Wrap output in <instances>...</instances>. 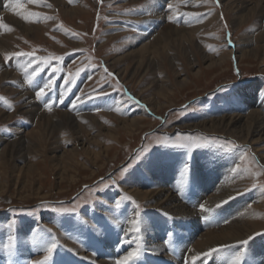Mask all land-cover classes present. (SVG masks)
<instances>
[{
    "label": "rangeland",
    "instance_id": "374dc122",
    "mask_svg": "<svg viewBox=\"0 0 264 264\" xmlns=\"http://www.w3.org/2000/svg\"><path fill=\"white\" fill-rule=\"evenodd\" d=\"M157 3L167 16L149 30L146 25L154 21ZM0 6L16 11L24 25L3 20L11 30L0 25L6 38L14 34L0 51V76L4 69L16 74L0 81V264L42 261L47 255L43 249L53 239L58 247L51 264H70L72 255L83 264H116L133 249L138 256L129 264H183L180 256L186 254L190 261L193 240L200 233L227 225L241 211L237 214L230 207V217L217 226L209 225L207 214L219 213L221 206H231L237 198L244 200L235 204L237 210L259 207L264 200V162L259 152L223 129L209 133L185 125L234 113L247 115L253 106L241 92L245 81L249 90L260 82L256 94L264 103V13L256 11L240 27L234 25L238 12L229 11L221 0H0ZM75 8L70 17L68 12ZM212 17L214 22L204 24ZM166 24L171 28L163 30ZM173 26L195 28L192 38L181 36L190 30L171 38L176 33ZM162 31L168 36V47L162 50L165 58L144 49ZM16 52L34 56L6 59ZM39 57L51 59L43 62ZM221 57L225 66L217 67L214 61ZM38 66L43 70L29 84L27 77ZM49 79L54 85L44 97H37L36 91ZM21 91L32 93L48 122L39 119V113L24 112L28 99ZM46 103H52L51 110ZM140 115L149 117L150 124L146 120L133 130L116 119ZM145 133L149 134L142 142ZM177 144L190 146H173ZM219 164L225 165L229 178L220 183H239L240 192L212 207L205 203V195L217 182L207 193L191 185L194 176L203 185L198 172ZM166 166L176 179L172 175L160 184L154 171ZM189 177L185 190L201 193L196 194L194 207L188 205L198 213L193 218L170 215L127 192L131 181L153 190L167 188L182 200L183 183ZM253 216L259 226L250 236L253 239H244L246 245L237 241L211 248L218 250L206 259L229 255L230 260L225 258L229 263L242 253L244 264H250L251 252L258 258L264 252V207L256 208ZM133 217L137 224L128 229ZM108 235L117 242L115 257L109 251L112 239H102ZM82 237L90 242L85 248L78 245ZM92 242L99 243L96 247L104 259L90 250Z\"/></svg>",
    "mask_w": 264,
    "mask_h": 264
},
{
    "label": "bare ground",
    "instance_id": "6f19581e",
    "mask_svg": "<svg viewBox=\"0 0 264 264\" xmlns=\"http://www.w3.org/2000/svg\"><path fill=\"white\" fill-rule=\"evenodd\" d=\"M221 1H224V4L226 3V5L229 7V11L235 10L236 12H238L237 19L234 22V25L236 26L241 27L244 23H246L249 16H252L256 11L258 13H264V0H221ZM159 3L156 4L157 9L155 8V11L153 12V15L155 17L154 21H149L146 25V27L149 30L150 29L152 30L154 26L156 27L157 23L163 22V19L166 18L167 16L166 14L167 12L165 13L164 7ZM77 9L78 8L70 10L68 12V15L70 17H74L72 14L74 13V11L77 12ZM145 18H147V16H145ZM0 19H2L6 23H11L15 26H21V23H22L21 21L18 20L16 11H10V10L3 9L2 6H0ZM210 21L214 22V18L212 17L211 19L208 20V22L204 24H209ZM168 28H171L170 25L166 24L163 26V30L168 29ZM194 29L195 28L189 29L187 27H177L176 26L174 27V30L176 31V33L173 31L172 32L173 35L171 34V38L174 35L175 36L179 35L180 32L182 31L190 30L189 32H187L188 36L186 35H181V36L185 37V40L191 39L193 36L192 32ZM13 35L14 34H11L10 36H8V38H6L3 35V33L0 34V51L5 45H7L8 42H10L11 39H13ZM167 38H168L167 34L163 32L157 37H153L152 38L153 42H151V44H149V46L145 47L144 49L149 53L153 52L151 51L152 49L157 53L158 56L165 58L162 54L163 53L162 50L163 49L165 50L166 47H168V43L166 42ZM248 58L250 57H245V58L241 57L242 60H245ZM214 62H217L216 65H219L217 67H221V66L223 67L225 66L226 59L224 57H221V58L215 59ZM9 76L11 78L13 77L15 78L16 74L12 70L4 69L2 72V75L0 76V81L8 80ZM248 85H249V82L245 81V82H242V85H241L242 87H240L241 92H244L246 94V96L243 97L245 102L253 106L247 115H243L241 113H234L232 115H224L220 118L212 117L209 119H204L203 121L193 123V124L188 123L185 126L190 129H200L201 128L205 132H209V133H216L217 131H220L223 129L226 133L231 134V136L240 138L242 142L251 144L255 148V150L259 152V155L263 158V162H264V103L258 102L259 96L258 94H256V91H258L260 87V82H259V85L256 86V89L254 88V89L249 90ZM9 89L11 90V92L16 91L12 88H9ZM21 92L23 93V96H27V99H28V102L24 103L23 105V107L25 108L24 112L26 113L30 112L32 114L39 113L40 114L39 119L43 118L45 121L48 122L49 117H47V115L44 114V112L46 111L40 109V107L35 106V101H34V97H32V93L29 91L27 92L21 91ZM20 96L22 97V95ZM145 101L150 105L153 104L152 99L144 98V102ZM151 108L152 110L154 109L153 107ZM2 112L3 111L0 110V113ZM54 113L65 114L67 116L72 117V115H70L68 112L62 111V110H55ZM116 119L124 123V128H129L132 130L133 128L136 129V127L139 126L140 124L147 123V122L148 124H150L149 117H146L143 115H140L134 118L116 117ZM128 134L132 137H135L136 135L135 133H132V131H129ZM224 166L225 165L223 164H219L218 166H215L211 171H208V172L199 171L198 177H202L203 185L197 184L196 183L197 177L194 176L192 185H191L192 187L190 186L192 189H197L200 191L205 190L206 192L210 188L211 183L217 182L216 186L213 188V191L210 193L206 192L207 194L205 195V200H206L205 203L208 202V204L211 206L213 204L215 205L219 203L220 201L224 199L226 200V198L232 197L233 195H236L238 192H240L239 190H236L240 186L239 183L238 184L237 183L236 184L220 183V182H223L224 180L229 179L228 174H226L225 172ZM172 175L173 173H172L171 167H166V168L162 167L154 171V176L157 179V182L160 184H162L164 181L165 182L168 181L167 178L172 177ZM129 183H131L132 185L128 187L127 192L135 196L136 199L139 200L140 202H144L148 204V206L159 208L167 212L168 214L174 215L176 217L193 218V217H196V215L198 214L196 209L190 208L183 201L181 202L178 199L177 195L169 191L167 188H159V189L153 190L148 187L143 188L140 185L141 183L138 184L137 186H134L133 182L131 181H129ZM198 194L200 195L201 193H198ZM236 200L237 201L234 200L231 206H221L219 213L217 214L219 215L220 213L221 215L224 214L225 219H228L230 217L228 216L230 207L231 209L233 207V210H235L237 214L240 213V211L241 213L244 211V213L242 214L240 213L239 217H237L236 219H232L227 225H224L221 227L218 226L219 228H212L203 233H200L199 236H197L193 240L191 254L195 255L197 253H203L219 245L242 241L255 234V231L258 230L259 226H257V224L254 221L256 216H253V213L256 212V208L264 207V200L262 199L259 202V207H253V205H250L249 207H247L243 205L244 207L239 210H237L235 207L237 203H241V202L243 203L244 200L242 198L240 199L237 198ZM231 211L230 213L232 215ZM242 215H245V216L243 217ZM133 220H134V217H133ZM215 221H220V219H217ZM132 225L133 224L130 223L128 229L131 228ZM107 241L111 243V240H107ZM155 247L158 249H161L160 244H156ZM261 248L262 246L260 248H257V246L255 247L256 251L261 250ZM263 250L260 252H263ZM262 254L264 255V252ZM262 254H260L259 257L257 258V255L254 256L253 253L251 252L252 260L250 264H264V261H262L264 256L261 257ZM106 256H107L106 258H108L109 254L107 253Z\"/></svg>",
    "mask_w": 264,
    "mask_h": 264
},
{
    "label": "snow or ice",
    "instance_id": "6c2138e0",
    "mask_svg": "<svg viewBox=\"0 0 264 264\" xmlns=\"http://www.w3.org/2000/svg\"><path fill=\"white\" fill-rule=\"evenodd\" d=\"M18 7H24L23 4H18ZM169 7H171V5H169ZM27 19V17H25ZM0 25H2V27L4 29H9V25L7 24H3L2 23V19H0ZM11 30V29H9ZM33 57L34 53L31 52H16V53H10L6 56V59L8 58H12V57ZM40 61L43 62H48L51 58L50 57H39L38 58ZM56 59H61L60 57H56ZM30 63L32 62L31 60L29 61ZM43 69L40 68L39 66L37 67L36 70H34L32 72L31 75H29L27 77V81L29 84L33 83V79L36 75H38V73L40 71H42ZM71 75V74H70ZM54 85V81L52 79H49L48 82H46L42 87H40L37 91H36V95L37 97H44L46 95V89H50L52 88V86ZM131 98V97H130ZM48 110H51L52 108V103H46L45 105ZM9 107H11V105H9ZM176 147H189V144H177V145H173ZM199 146V145H197ZM188 169V166L185 165V170ZM127 199L131 200V197H126ZM226 202V201H225ZM202 210L204 209V205L200 206ZM56 211H69L68 209H56ZM72 211H75L74 209H72ZM167 215V214H165ZM130 223L132 224H137V220H132L130 221ZM49 232H51V230H48ZM136 231H139V228L136 229ZM254 237H249V239H253ZM11 241V238H10ZM241 245H246L248 243V240H244V241H240L239 242ZM9 247H14V241H11L9 244ZM58 247L56 241L53 239L51 243H48L46 245V247L43 249L47 255L44 256L42 261H33L32 264H51V259L53 256V252L54 250H56ZM218 249H209L208 252H203V253H197L195 255H193L190 259V261L187 262V264H196V262L199 260L201 262V264H206V258L209 257L211 255V253L217 251ZM138 256V250L137 249H133L132 251H128L126 255H123L122 257H120L117 261L116 264H129L130 261H133L136 257ZM203 258V259H202ZM242 258H243V254L242 253H237L236 256L229 262V264H241L242 262Z\"/></svg>",
    "mask_w": 264,
    "mask_h": 264
}]
</instances>
